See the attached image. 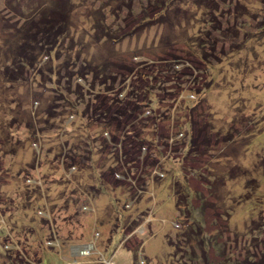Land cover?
Wrapping results in <instances>:
<instances>
[{"label":"rangeland","instance_id":"rangeland-1","mask_svg":"<svg viewBox=\"0 0 264 264\" xmlns=\"http://www.w3.org/2000/svg\"><path fill=\"white\" fill-rule=\"evenodd\" d=\"M63 7L67 35L37 52L36 67L22 65L33 16ZM93 68L115 73L124 99L133 88L144 97L141 119L158 117L141 131L153 151L117 185L107 169L119 164L96 151L108 134L71 114L99 103L94 94L113 96L111 78L98 79L76 101L80 69L90 84ZM178 103L195 107L211 150L187 153L199 128ZM74 146L87 159L72 176L61 155ZM253 228L264 237V0H0V264H212L232 251L264 261Z\"/></svg>","mask_w":264,"mask_h":264},{"label":"trees","instance_id":"trees-1","mask_svg":"<svg viewBox=\"0 0 264 264\" xmlns=\"http://www.w3.org/2000/svg\"><path fill=\"white\" fill-rule=\"evenodd\" d=\"M59 10H60V8H59ZM66 11H67V7H63L59 11V14L57 15V17H55V19L52 17H48L46 19V16L41 15V19L37 21L36 19L38 16L37 15L33 16L32 23L29 26L30 32L26 33L27 39H26V41L24 40L25 43H22L20 49L18 50L19 55H20V61H21L22 65L30 66V67H36L38 55L43 50H46L49 53L52 51V49L56 48L59 45L61 38L65 37L67 35V32H68L67 20L70 17V14H69V12L66 13ZM34 29H35V31H34ZM33 39H34V42L31 41ZM37 52H38V55H37ZM172 66H174V64ZM128 69H130L131 71H135V68H128ZM92 70L95 73V77H93L94 82L89 84L87 79H86V78H88L86 75V72L84 71V69H82V70L80 69V72H79L80 77H78V85H77L76 89L71 90L70 87H68L66 89L74 91L76 93L75 94L76 95V101L81 102V99L84 98L83 96H84L85 91L86 92L87 91H92V92L96 91L95 87L98 86V84H96V81L98 79L101 81V86H104L105 84H107L109 82L108 79L111 78L113 85L107 86V90H109L113 96L110 94L112 96L110 98L108 95H105V94H104L105 96H102V93H99L96 96L94 94L93 95L94 98L91 97L92 101L95 100V97H100L99 103H97L94 107H92L91 100L89 99V101L87 102V107H86L85 111L82 109L83 110L82 113L80 111V105L75 106L74 108L71 106L72 110H73V113H71V114H73L75 116V118L80 117L81 118L80 122L86 120L90 123H92L93 121L95 123H97V122L100 123V125L103 127L102 132H104V134H106V133L108 134V136H109L108 138L103 136L104 140L100 141L99 147H98V149L96 148L97 149L96 151L100 152L101 154H108L109 157H111L113 159L115 164H119L118 166H120V167L118 168L117 171L113 170V169H116L117 166L114 167L111 165L107 169V170L111 169L110 173H112L114 175L113 182L115 185H117V183L119 181H121V179L119 177H117V174H119L118 176H120V174L123 173L126 177H128V173L132 172V168L128 169L129 172H125V170H123V169H126L128 166L131 167L132 163L141 162L142 161L141 157H145L146 155L150 154V150H151V152L153 151V147H150V150H149V146H150L151 142L150 141L147 142L148 137H146V135H144L143 133L142 134L144 136H142L141 131L143 132L144 128L149 126L147 124L155 125L157 123L158 117H155V118L145 117L144 119H141L140 118L141 114L144 112L143 107L145 106L142 103L144 97H141V95L138 93V91H136L133 88L130 90L131 94L126 99H124L119 94L120 92L114 91L116 89V86H114V83L117 81V78H118L117 76H114L115 73L100 72L98 70H94V68L89 70V71H92ZM19 75L21 76V72ZM72 76H73V74H70L69 78H71ZM102 78H104V79H102ZM126 78L127 77L125 76L123 79H121L119 81V84L124 82L126 80ZM68 83H69L68 85H70V79H69ZM99 85H100V83H99ZM145 90H148V89L146 88ZM165 90H167V89H165ZM71 91H69V92H71ZM165 93L169 94V92H166V91L164 92V94ZM170 93H172V92H170ZM145 94L148 97L149 101L153 100L152 96L149 97L148 93H146V92H145ZM138 96L141 99L138 100V98H137ZM120 97H122V98H120ZM64 98L69 99L68 97H65V94L62 92V97L60 96V100L64 99ZM154 99H156V97ZM176 99L177 98H175L174 95H170V99L168 98V100H174V101ZM161 100H162V98H161ZM70 102H71V104H73L72 101H70ZM178 104H179L178 105L179 107H182L184 103H178ZM186 108H188V110ZM183 109L186 110V112H188L187 114H188V118L191 122V127L192 126L197 127V125H196L197 122H194L191 119L192 118L191 112L195 109V107L193 105H186ZM59 112H62V110ZM59 112L56 113L57 114L56 120H59L61 118L60 117L61 113H59ZM148 112H150V111H148ZM129 118L130 119L134 118V121L138 122L137 124L140 127H137V128H139V129H137L134 126V124H136V123L127 124V122L129 121L128 120ZM66 127H69V125H67ZM126 128H128L127 129L128 132H126ZM197 128H199V129H198L197 133L195 134V136H192V135L190 136L191 139H190V143H189L187 153L202 155L205 153L206 150H211L212 139H211L210 134L208 133L209 129H208V126L206 124H204L203 126L197 127ZM186 129H188V131H190L189 125L186 127ZM124 130H125V134H122V132ZM129 132H131V133L133 132L132 136L131 135L129 136L127 134ZM151 132L153 134V130ZM206 132H207V134H206ZM180 135H182L181 137L183 139L185 136V131L180 129L179 133H176V135L169 136V138H168L169 144L175 143V141L178 139L177 136H180ZM161 137H163V136H161ZM171 139H174L173 142L170 141ZM178 140H180V138ZM79 151H81V150L79 149L78 146H74V148L69 147L68 152L63 151L64 153H62V155H61L62 156L61 159L63 160V165H64L65 169L68 168L69 169L68 171H70V169H73L72 176L75 174V172L81 171L80 164L83 163L84 160L87 159L82 154L85 152V150H84V152L81 151V153H79ZM80 155H81V162L79 161ZM88 156H89L88 158H90V159L92 158L90 155H88ZM69 160H70V162H69ZM145 160H146V157H145ZM149 164L150 163L148 160L145 161L146 166H148ZM151 165L155 166L156 162L151 163ZM101 167H102V165H101ZM101 167H100V169H101ZM74 170H75V172H74ZM121 170H123V171H121ZM101 171H102V173H100V174H104V172L106 170H101ZM163 171L165 172V174H164V177H165L167 175V173L165 170H163ZM108 175H109V173H108ZM174 175H176V174H174ZM104 177H106V176L104 175ZM170 177L168 176L166 178L168 179ZM158 178L162 179V177H160V176H158ZM99 180H100L99 184H100V187L102 189V188H104V183L102 182L100 177H99ZM110 185H113V184H110ZM115 185H113V186H115ZM96 189L101 190L98 187H96ZM185 198L187 199V201L185 203V206L187 207L188 206V196L187 197L185 196ZM87 206L88 205H85L84 207H87ZM38 211L42 213V218H44L46 220L47 217L43 216V214L46 211L42 210L40 207H39V209H37V212ZM259 224L261 225L262 223L259 222ZM260 227H259V229H262ZM255 230H256V228L252 229V231L255 233V235H254L255 239L252 241L251 245H255V246H259L261 244L264 245V237L261 238L260 236H262V235L259 232H256ZM191 232L197 233L195 226L193 228H191V230L189 231V233H191ZM188 235H189V241H192L194 238H198V240H199L198 234L195 235L194 233H192V234H188ZM195 240H197V239H195ZM218 240H219V238L217 237L216 242H214V243L211 242L212 248H214L216 253H217V251L219 253H221L224 251L225 245L222 244L221 242H219ZM180 243H181V241H180ZM197 243H199V241H197ZM171 245H174V247H177L178 250L186 248L185 246H181L182 244L171 243ZM234 254L235 253L232 251L231 257L229 255H226L225 257L223 256V259L221 258V260L217 261L216 263H212V264H264V261L262 258H260L259 260L254 259V261H252L251 257L252 256L255 257V255H250V254H248V257L251 258V261L249 259H246L247 260L246 262H241L239 259H236V261L235 260L233 261L231 259L234 256ZM193 255L196 256V252H194ZM194 256H192L193 260H191V261H196ZM256 259H258V258H256ZM187 264H188V262H187Z\"/></svg>","mask_w":264,"mask_h":264}]
</instances>
